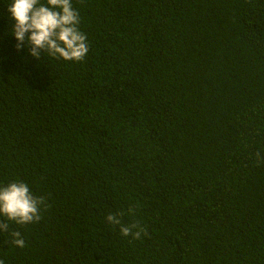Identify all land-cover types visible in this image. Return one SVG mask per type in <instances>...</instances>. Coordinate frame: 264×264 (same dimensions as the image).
<instances>
[{"label": "trees", "instance_id": "trees-1", "mask_svg": "<svg viewBox=\"0 0 264 264\" xmlns=\"http://www.w3.org/2000/svg\"><path fill=\"white\" fill-rule=\"evenodd\" d=\"M9 3L0 187L22 180L45 205L39 222L0 217V259L264 264V0H72L80 62L18 50Z\"/></svg>", "mask_w": 264, "mask_h": 264}, {"label": "clouds", "instance_id": "clouds-1", "mask_svg": "<svg viewBox=\"0 0 264 264\" xmlns=\"http://www.w3.org/2000/svg\"><path fill=\"white\" fill-rule=\"evenodd\" d=\"M13 21L12 34L17 40V49L30 48V54L39 59L43 52L56 59L83 61L89 51L87 36L80 30V14L72 5V0H11L7 4ZM30 33V35H29ZM260 158V153H256ZM45 197L33 194L29 185L20 181H11L0 187V217L14 221L19 225L39 222L41 206ZM133 214L134 209H129ZM121 214H109L106 219L113 225H120V232L140 239L147 230L139 222L122 224ZM0 220V230L8 232L9 224ZM12 244L23 248L25 240L19 231L10 233ZM0 264H5L0 259Z\"/></svg>", "mask_w": 264, "mask_h": 264}]
</instances>
